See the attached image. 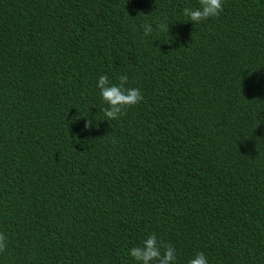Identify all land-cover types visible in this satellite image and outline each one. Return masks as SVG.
I'll use <instances>...</instances> for the list:
<instances>
[{
  "label": "trees",
  "instance_id": "obj_1",
  "mask_svg": "<svg viewBox=\"0 0 264 264\" xmlns=\"http://www.w3.org/2000/svg\"><path fill=\"white\" fill-rule=\"evenodd\" d=\"M197 5L0 0V264H133L149 233L179 264H264V0ZM105 73L143 97L117 120Z\"/></svg>",
  "mask_w": 264,
  "mask_h": 264
},
{
  "label": "clouds",
  "instance_id": "obj_2",
  "mask_svg": "<svg viewBox=\"0 0 264 264\" xmlns=\"http://www.w3.org/2000/svg\"><path fill=\"white\" fill-rule=\"evenodd\" d=\"M224 3L225 0H198L197 6L183 7L180 14L194 26L218 17ZM139 27L142 30V38L147 39L153 36L154 31H168L169 24L153 21L144 22ZM117 79L118 83H113L105 73L99 75L95 81L100 102L106 105L101 109L104 117L102 121L117 120L124 109L139 104L143 99L139 88L125 87L128 82L127 75L121 74ZM93 120L97 121L95 116L86 120V129L95 126ZM6 244L7 237L0 232V251L5 249ZM127 255L133 264H179L177 249L171 243L165 244L154 233L147 234L138 245L128 248ZM187 264H209V260L204 252H196L187 260Z\"/></svg>",
  "mask_w": 264,
  "mask_h": 264
}]
</instances>
